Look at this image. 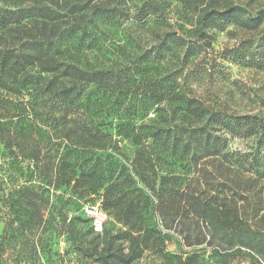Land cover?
I'll return each instance as SVG.
<instances>
[{
    "label": "trees",
    "instance_id": "1",
    "mask_svg": "<svg viewBox=\"0 0 264 264\" xmlns=\"http://www.w3.org/2000/svg\"><path fill=\"white\" fill-rule=\"evenodd\" d=\"M7 1L0 5V144L14 161L31 162L44 186L70 187L80 196L100 193L103 208L125 227L115 235H104L102 245L94 239L74 241L81 255L98 264H133L145 251L161 249V230L148 225L143 214L151 205L166 219H197L209 231L208 243L216 241L208 258L193 252L175 256L177 264H226V255L232 252L247 254L250 264H264V117L214 108L194 96L175 93L174 99L183 101L201 123L166 127L119 123L118 134L137 145L130 170L115 158L119 140L103 128L99 116L103 102L94 94L122 91L136 83L134 74L125 68L83 67L71 53L68 41L85 32L81 20L87 12L110 21L145 22L153 17L163 22L166 15L158 0H137L134 11L118 3L135 0H116L115 5L27 0L32 1L29 7H23L25 0L5 5ZM215 3L198 14L196 24L201 27L194 45L210 37V28L224 31L234 24L259 32L258 37L240 40L234 52L236 58L264 68V8L253 14L240 4ZM169 35L178 43L193 45L180 34ZM137 85L142 95L163 101L155 81ZM231 138L252 144L248 150L233 148ZM169 154L198 170L186 179L161 172L159 161ZM39 190L25 184L8 197L12 203L0 234V264H25L8 257L17 243L29 242L38 249L31 227L46 224L49 203Z\"/></svg>",
    "mask_w": 264,
    "mask_h": 264
},
{
    "label": "rangeland",
    "instance_id": "2",
    "mask_svg": "<svg viewBox=\"0 0 264 264\" xmlns=\"http://www.w3.org/2000/svg\"><path fill=\"white\" fill-rule=\"evenodd\" d=\"M25 1L23 7L31 6L32 1ZM43 1L52 5L50 0ZM211 1H216L219 7L228 3L240 4L253 14L264 8V0H195L191 4L181 0H158L166 15L163 22L153 17L145 22L133 19L110 21L87 12L81 20L86 27L85 32H78L68 41L73 48L71 53L83 67L125 68L135 76L136 83L131 82L122 91L94 94L103 102L99 111L100 119L105 122L103 128L119 140L120 152L115 154V158L130 170L137 145L130 137L118 134L119 123L162 127L201 123L189 114L183 101L174 99L175 93L194 96L214 108L257 113L264 117V68L252 65L248 59L236 58L234 52L240 40L258 37L260 33L244 31L230 24L224 31L207 29L210 37L201 40L202 45H194L198 42L197 30L201 27L196 24L198 14ZM11 2L8 0L5 5ZM116 2L94 0L91 4L115 5ZM63 3L59 0V4ZM137 4V0L127 5L118 3L130 11H134ZM0 5H4L3 0H0ZM173 32L187 38L193 45L178 43L169 35ZM191 51L195 52L192 54ZM148 81H155L158 91L164 96L162 102H155L140 93L137 84ZM229 144L233 148L248 150L252 140L231 138ZM206 165L213 170L212 164ZM158 166L161 172L179 174L185 179L198 170V167H189L186 159L171 154L159 161ZM25 184L36 185L47 198V222L31 227L32 235L39 243L38 249L34 250L29 242L17 243L9 252L10 260H23L25 264H98L81 255L74 247V241L94 239L95 244L102 245L104 235H115L125 229L113 213L103 208L100 193L80 196L70 187L56 189L44 186L42 176L33 170L31 162L14 161L0 144V234L4 228L5 212L12 203L8 197L11 193L16 195ZM138 185L152 196L139 180ZM91 207L103 211L101 231L92 227L93 218L88 212ZM143 214L148 225L161 230L163 241L161 249L145 251L133 264H177L175 256L186 257L193 252L208 258L216 247V241L208 243L212 238L205 225L193 217L166 219L151 205L144 208ZM122 244L126 246V243ZM29 250L31 255H27ZM225 260L226 264L251 262L247 254L240 252L227 254Z\"/></svg>",
    "mask_w": 264,
    "mask_h": 264
},
{
    "label": "built area",
    "instance_id": "3",
    "mask_svg": "<svg viewBox=\"0 0 264 264\" xmlns=\"http://www.w3.org/2000/svg\"><path fill=\"white\" fill-rule=\"evenodd\" d=\"M88 212L91 214L93 218V225L95 230L101 231L103 229V211H99L96 207H91L88 209Z\"/></svg>",
    "mask_w": 264,
    "mask_h": 264
}]
</instances>
